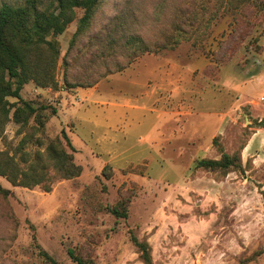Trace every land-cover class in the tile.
<instances>
[{
	"label": "rangeland",
	"instance_id": "1",
	"mask_svg": "<svg viewBox=\"0 0 264 264\" xmlns=\"http://www.w3.org/2000/svg\"><path fill=\"white\" fill-rule=\"evenodd\" d=\"M22 2L0 0V5ZM229 20L218 13L199 34L197 45L181 41L172 49L144 54L91 87L64 90L59 61L57 90L32 82L22 86L23 99L48 106L42 112L41 136L53 137L63 129L81 172L55 181L48 192L12 186L0 177V185L10 191L6 199L0 198V264H48L36 244L61 264H74L67 247L89 248L95 264H142L129 241L130 233L145 236L151 264H237L243 249L248 254L260 244L264 161L253 166L248 158L243 172L214 179L211 173L194 168L189 153L176 159L163 152L166 143L161 142L170 129L185 135L186 141L194 136L188 131L195 122L180 119L176 120L180 127L170 122L164 133L167 115L161 110L174 111L180 99L185 111H191L187 103L200 111L223 109L230 100L244 103L236 110L233 129L215 135L211 145L215 155L208 148L204 157H218L216 145L226 152L234 150L250 135L248 127L264 123L249 114L264 109V13H251L252 23L237 51L228 61L215 63L211 53L225 39ZM74 26L73 21L56 36L60 54ZM258 74L261 87L251 83ZM233 77L238 87L225 92L221 81ZM136 104L152 111L129 108ZM243 114L248 116L246 124ZM213 116L202 114V121L209 120L194 126L202 142L214 128ZM16 128L11 119L3 126L2 137L11 144L20 137ZM142 136L146 138L139 142ZM118 188L132 189V195L127 216L116 219L108 207L117 201ZM247 264H264V254Z\"/></svg>",
	"mask_w": 264,
	"mask_h": 264
},
{
	"label": "trees",
	"instance_id": "2",
	"mask_svg": "<svg viewBox=\"0 0 264 264\" xmlns=\"http://www.w3.org/2000/svg\"><path fill=\"white\" fill-rule=\"evenodd\" d=\"M105 7V12L104 8ZM103 10V11H102ZM264 13V0H23L20 4L0 5V177L12 186L38 187L48 192L61 179L77 177L81 166L73 160L65 131L44 139L43 110L22 98L20 90L27 82L39 88L57 90L56 66H61L64 90L87 88L99 79L120 72L144 54L172 49L181 41L197 45L199 34L218 13L228 16L229 31L211 56L215 63L228 61L242 43L252 23L251 13ZM74 30L66 49L59 53L56 36L71 22ZM259 52L260 47L255 46ZM13 98L9 101L8 98ZM55 110L50 108V112ZM17 124L20 134L15 144L2 137L7 120ZM216 136L211 144L215 145ZM244 144V142H243ZM230 152L219 145L216 158L194 160V168L212 174L214 179L229 172H243L240 150ZM107 177L108 174L104 172ZM9 189L0 185V198ZM117 201L108 207L116 219L127 216L132 189H117ZM16 221L13 220V224ZM13 235L10 237L12 238ZM129 241L142 264H151L150 247L145 236L129 234ZM38 254L48 264H61L38 244ZM74 264H95L89 248H66ZM264 254V232L260 244L247 254L243 249L237 264H247Z\"/></svg>",
	"mask_w": 264,
	"mask_h": 264
},
{
	"label": "crops",
	"instance_id": "3",
	"mask_svg": "<svg viewBox=\"0 0 264 264\" xmlns=\"http://www.w3.org/2000/svg\"><path fill=\"white\" fill-rule=\"evenodd\" d=\"M259 78H261V75L258 74V76L255 77V81H251V83L253 85L256 86H262L261 85V80H259ZM236 79L233 77V79L231 80H226V81H221L222 87L224 88L225 92H229V91H233L235 90V81ZM238 81V80H237ZM238 87V85L236 86ZM264 88V86H262ZM264 92V90H263ZM262 92H260L261 94ZM214 100V99H213ZM188 105H191L189 108H191V111H189V109H187V111L182 110L183 109V105H184V100H179L178 102L175 103L174 107L172 108L174 111H168V110H161V112L163 114L167 115V118L165 119V121L162 124V127H164V133L168 132L169 129H167L168 127V123H174L175 126L180 127L181 125H178L179 122H176V120L182 122V121H193L195 122V125H193L192 129L188 131V135L189 133H192L190 135H194L192 136V138H189V140L186 141L185 139V135H182L181 137V133L177 132L174 133V131H172L170 129V134L169 135H165L163 134V138L161 139V142L166 143V147H164L163 152L166 153H172L176 159H180L182 157H184V153H189L190 155V161L193 159V161L195 159H199L204 157L206 154L204 153L206 150L209 151L211 150L213 155H215V151L214 148L211 146V141L212 138L219 134V135H224L226 134V132L231 129H233L234 125L232 123H235L237 121V116L239 114H237L236 110L239 109L240 106H243V102H239L236 103L234 101L228 102L223 109L217 110V109H205L204 111H200V109L194 107L192 104L187 103ZM187 105V106H188ZM131 109H135V110H148V111H152V109L150 110L149 107H140L141 105H137L136 106H132L129 105ZM185 108V107H184ZM249 109V108H248ZM247 109V110H248ZM180 110V111H178ZM168 111V112H167ZM174 114V115H173ZM204 114L208 117L213 116V115H218L219 117H214L215 119V125L213 130L210 132L208 138L206 139L207 142H202L201 141V136L200 133L198 134V131L194 128V126H201V124H203L204 122L208 121V119H204V121H202L201 119V115ZM250 116L252 118H257V121L263 119L264 120V109H262L261 111L253 114V113H249ZM257 114V115H256ZM248 116H246L245 114H243V122L246 124L248 119ZM191 122V123H193ZM248 129L251 130L250 135L248 136V138L245 140L241 150H240V158L242 163L245 162L246 159H250L251 163L253 164V166H257L259 165L262 161H264V123L261 126H257V127H248ZM176 134V137H172ZM179 135V136H178ZM146 137L142 136L141 138H139V142H141L142 140H144ZM156 140V139H155ZM152 142L154 140H151ZM151 143V142H150ZM224 151L226 152L227 150L224 149Z\"/></svg>",
	"mask_w": 264,
	"mask_h": 264
},
{
	"label": "built area",
	"instance_id": "4",
	"mask_svg": "<svg viewBox=\"0 0 264 264\" xmlns=\"http://www.w3.org/2000/svg\"><path fill=\"white\" fill-rule=\"evenodd\" d=\"M264 98V97H263Z\"/></svg>",
	"mask_w": 264,
	"mask_h": 264
}]
</instances>
